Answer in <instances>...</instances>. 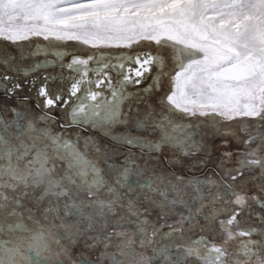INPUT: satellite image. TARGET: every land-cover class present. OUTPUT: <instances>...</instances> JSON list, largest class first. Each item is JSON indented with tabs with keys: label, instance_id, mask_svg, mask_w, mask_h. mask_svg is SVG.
I'll return each instance as SVG.
<instances>
[{
	"label": "snow or ice",
	"instance_id": "snow-or-ice-1",
	"mask_svg": "<svg viewBox=\"0 0 264 264\" xmlns=\"http://www.w3.org/2000/svg\"><path fill=\"white\" fill-rule=\"evenodd\" d=\"M0 41V264H264V0H0Z\"/></svg>",
	"mask_w": 264,
	"mask_h": 264
},
{
	"label": "rangeland",
	"instance_id": "rangeland-1",
	"mask_svg": "<svg viewBox=\"0 0 264 264\" xmlns=\"http://www.w3.org/2000/svg\"><path fill=\"white\" fill-rule=\"evenodd\" d=\"M37 39V38H34V40ZM41 43H45L44 41L40 40ZM24 44L25 47H27L28 43L29 42H22ZM70 47L73 46V45H69ZM0 47H6L8 49V51L12 52V53H15L16 52V48L14 46H12L10 44V42H3V41H0ZM153 50H154V46H153ZM83 55H87V52H84L82 53ZM42 58V57H40ZM38 58V59H40ZM25 63H31V60L29 61H26ZM48 72H56L58 71V69H55V68H49L47 69ZM36 75H40V73H36ZM21 83H23V80H21ZM50 87L53 88V89H56V88H59V87H66V85H60V83L57 81V82H53L52 84H50ZM31 95L30 93L27 92V89L25 88L24 92L22 93H19V95L23 96V95ZM11 103V101H10ZM102 139V142L104 143H107V141H103V138ZM221 139H223V137H219V138H216L212 141H210V143L212 144L213 146V158L215 159L219 153L221 152H224V151H228L230 150L231 148L235 147L234 144L230 143L229 144V147L228 148H225L222 144H221ZM165 154H167V150H165Z\"/></svg>",
	"mask_w": 264,
	"mask_h": 264
}]
</instances>
